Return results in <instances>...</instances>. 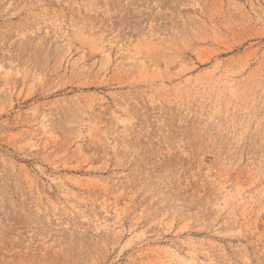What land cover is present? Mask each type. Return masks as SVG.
<instances>
[{
    "label": "rangeland",
    "instance_id": "obj_1",
    "mask_svg": "<svg viewBox=\"0 0 264 264\" xmlns=\"http://www.w3.org/2000/svg\"><path fill=\"white\" fill-rule=\"evenodd\" d=\"M0 264H264V0H0Z\"/></svg>",
    "mask_w": 264,
    "mask_h": 264
}]
</instances>
